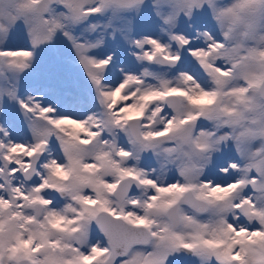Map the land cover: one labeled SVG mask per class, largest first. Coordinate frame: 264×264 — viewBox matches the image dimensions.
I'll return each instance as SVG.
<instances>
[{
  "label": "snow or ice",
  "instance_id": "6c2138e0",
  "mask_svg": "<svg viewBox=\"0 0 264 264\" xmlns=\"http://www.w3.org/2000/svg\"><path fill=\"white\" fill-rule=\"evenodd\" d=\"M0 264H264V0H0Z\"/></svg>",
  "mask_w": 264,
  "mask_h": 264
}]
</instances>
